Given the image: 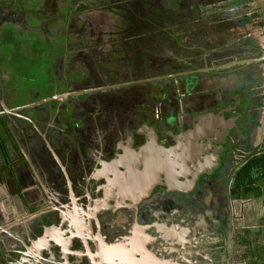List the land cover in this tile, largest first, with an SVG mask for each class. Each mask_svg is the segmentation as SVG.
Listing matches in <instances>:
<instances>
[{
	"label": "flooded vegetation",
	"instance_id": "flooded-vegetation-1",
	"mask_svg": "<svg viewBox=\"0 0 264 264\" xmlns=\"http://www.w3.org/2000/svg\"><path fill=\"white\" fill-rule=\"evenodd\" d=\"M158 1L138 40L147 45L155 32L169 39L148 53L142 46L117 70L105 71L91 45L70 46L71 22L60 29L62 59H52V37L39 41L49 64L40 63L44 76L35 77L30 102L10 99L1 85L0 264H106L104 253L140 252L160 229L172 231L166 245L175 239L199 264H234V206L243 199L234 180L264 143V34L249 30L258 26L252 19L226 18L235 9L219 24L207 21L217 5L239 0H180L178 11ZM5 8L0 0V13ZM56 13L39 15L41 31ZM20 17L0 15V33L15 21L27 25ZM205 120L218 133L197 141L201 160L185 166L173 146ZM148 154L170 161H159L149 194Z\"/></svg>",
	"mask_w": 264,
	"mask_h": 264
},
{
	"label": "rangeland",
	"instance_id": "rangeland-1",
	"mask_svg": "<svg viewBox=\"0 0 264 264\" xmlns=\"http://www.w3.org/2000/svg\"><path fill=\"white\" fill-rule=\"evenodd\" d=\"M153 1L159 2L158 0H147V2L145 0H4L6 8L0 15L15 14L18 11L21 15L20 19L25 18L27 25L15 21L14 25L12 24L13 28L12 25H9L6 27L9 28L8 31L0 33V70L4 71L0 72V91L3 90L1 85L4 84L6 92L12 96L10 99L22 103L30 102L32 100L29 95L30 91L35 90L38 86L35 77L44 76L40 63L41 65L49 64V59L42 57L44 45L39 41L52 37V43L53 39L56 43L52 50V59L54 57L62 59L64 49L59 45L64 46V43H61L64 39L60 29L64 28L66 24L70 25L71 22L73 26H68V32H66L67 40L71 43L70 46L91 45L92 48H96V57L99 62L104 63L102 68L107 72L117 70L120 63L136 59L135 56L140 54L142 46L148 53V50L154 46H159L162 38L163 40L169 39L166 34L155 32L151 35L152 41H145L147 45L142 42V39L138 40L139 36L143 34L141 25H145L144 18L147 12L149 15ZM262 2L263 0H259L258 11L252 9L237 15L229 11L234 9L232 7L236 3L231 1L228 5H217L216 10L207 14L209 17L207 21L211 24H219L229 9V13L233 15L226 16V18H242L245 21L252 19L254 25L258 23V26L249 30L264 34V27L261 23V20H264L261 9ZM9 3H12V11L8 9ZM161 3L165 10L178 11L180 10L179 4L182 2L180 0H161ZM210 6H216V3H211ZM55 13V18H52L49 24L46 26L41 24L44 30L41 31L38 25L41 23V20L38 19L39 15L45 17V20H49V16L52 17ZM201 13L195 14L200 17ZM65 14L72 15V18L64 19ZM192 14L188 17H191ZM15 16L18 17V15ZM28 21L37 27L29 29ZM147 27L152 29L149 24ZM253 32L251 33L253 34ZM155 34H159V37H156ZM76 70L75 68V75L78 73ZM263 198V196L250 197L235 201L236 253L234 264H264ZM243 237L244 239H242Z\"/></svg>",
	"mask_w": 264,
	"mask_h": 264
},
{
	"label": "water",
	"instance_id": "water-1",
	"mask_svg": "<svg viewBox=\"0 0 264 264\" xmlns=\"http://www.w3.org/2000/svg\"><path fill=\"white\" fill-rule=\"evenodd\" d=\"M261 59H264V56L260 57L259 60H261ZM7 111H10V109L7 108ZM214 114L215 113H213V115ZM213 115H212V117H213ZM262 127L264 129V123L262 124ZM214 128H215V131L212 130L211 127L209 129L208 128V123L205 120V122H202V125H200V126L197 125L196 127H194V129H191L188 132L183 133V134H181L178 137V140H177L178 143L175 146H173V147H175L174 150H173V152L174 153H177V154H180V152H184V155L186 157V159L184 161L185 166L187 165V163L189 161H191L193 163V160L194 159H196L198 161L201 160V156L203 154V151H201V150L194 151L195 144H196L197 141L198 142H201V141L204 142V140L207 139L208 137H210L212 133L213 134L218 133L217 132V129L218 128L216 127V125H215ZM196 131L197 132H203V133H202V135L198 136L196 134ZM263 138H264V133L262 134V138H261L262 141H263ZM201 145H203L204 148H205V150H206V147L205 146L207 144L201 143ZM259 147H257L253 152H251L250 154H248L247 157L245 158V160L241 163V165L244 164L251 156L257 154V152L259 150ZM187 150H188L189 155L185 152ZM138 156L140 157V156H143V155L141 154V152H138ZM146 157H148V194H149L150 191L159 182V172H160V170L162 168V167H160L158 165L159 161H161V158L164 161H166L167 163H170V161H168L169 158H167V157L166 158H163L162 156L157 157V156H155V154H153L152 156H150L148 154ZM177 160L180 163L179 156L177 157ZM117 164H118V162H116V166L119 167ZM180 164H182V163H180ZM151 165H153V169H151ZM207 166H208V163H207ZM134 168H135V166H134ZM156 171H159V172L156 173ZM152 174L155 175V177L154 176L152 177ZM137 183H138V181H137ZM185 230H187V229H185ZM168 231L169 230H167V229H160L159 232L160 233H163L162 235H160V234L157 235V234H154V233L153 234L152 233H149L148 234V245H147L148 247L142 249L140 251L141 253L140 252H136V253H133V254L130 255V252L125 253L123 251H121V252L119 251V252H117L118 254H116V257H117V258H115L116 261H114L115 259H113V257L111 256V255L115 254V252H113V250L111 252L104 253L103 254V257L105 259H107L106 260V264H111L110 261H113L114 264H148V258L145 257L146 255H149V257H151L150 256L151 254L152 255H156L157 254L159 257H163V255H161L160 253L167 254L168 252H171V255H169V256H171V258H175L177 260L175 264L191 263L190 260H189V262H188V260H186V258H185L186 256H182V259H184V260H182V261L179 260V257L178 256L180 255V252H183V249L184 248L182 249V247H180V246H173V243L175 242V239H173V241H172L173 243L171 245H166L167 240H165V238H167V234L168 233L172 232V231H170V232H168ZM174 233H176V235L174 236V238L180 239L182 243L187 238L186 237V234L184 233V231L182 233H180V230H178V231H176ZM162 237L164 238V240L162 239ZM230 238L232 240V237H230ZM147 250H148V252H147ZM114 251H116V249H114ZM232 252H233V244L230 242V254H232ZM139 256H141V257H139ZM229 260L228 261L230 262V264H232L231 263V259H229ZM193 264H199V263L195 259L193 261Z\"/></svg>",
	"mask_w": 264,
	"mask_h": 264
},
{
	"label": "trees",
	"instance_id": "trees-1",
	"mask_svg": "<svg viewBox=\"0 0 264 264\" xmlns=\"http://www.w3.org/2000/svg\"><path fill=\"white\" fill-rule=\"evenodd\" d=\"M233 187L235 198L264 197V143L257 154L239 167Z\"/></svg>",
	"mask_w": 264,
	"mask_h": 264
},
{
	"label": "crops",
	"instance_id": "crops-1",
	"mask_svg": "<svg viewBox=\"0 0 264 264\" xmlns=\"http://www.w3.org/2000/svg\"><path fill=\"white\" fill-rule=\"evenodd\" d=\"M240 2L237 3L235 5H233L232 8L235 9V15L242 13L244 11H250L252 9H255L256 11L259 10V0H239ZM218 7V6H216ZM236 7V8H235ZM262 14L264 15V0L262 2ZM161 255H163V257H159L157 254L156 255H150L151 257H149L148 255V264H175L176 263V259L175 258H171V252H168L167 254L164 253H160ZM182 256H186V260L191 261V263H186V264H193V259H192V253L189 251H184V252H180L179 260L182 261L184 259H182ZM137 258V257H136ZM143 258V257H142ZM204 264H211L210 262H204Z\"/></svg>",
	"mask_w": 264,
	"mask_h": 264
},
{
	"label": "bare ground",
	"instance_id": "bare-ground-1",
	"mask_svg": "<svg viewBox=\"0 0 264 264\" xmlns=\"http://www.w3.org/2000/svg\"><path fill=\"white\" fill-rule=\"evenodd\" d=\"M263 140H264V138H263ZM263 142V141H262ZM259 147V146H258ZM259 149L261 150V147H259ZM259 152V151H258ZM75 211V210H74ZM137 234V233H136ZM184 252V251H183Z\"/></svg>",
	"mask_w": 264,
	"mask_h": 264
}]
</instances>
